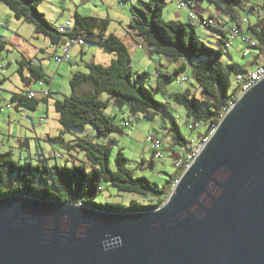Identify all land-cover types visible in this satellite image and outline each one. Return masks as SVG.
Segmentation results:
<instances>
[{
  "label": "trees",
  "instance_id": "obj_1",
  "mask_svg": "<svg viewBox=\"0 0 264 264\" xmlns=\"http://www.w3.org/2000/svg\"><path fill=\"white\" fill-rule=\"evenodd\" d=\"M41 1L0 0V4H5L16 19L32 23L34 32L47 36L53 46L59 45L65 37L78 35L85 41L99 45L103 51L113 53L114 57L108 64L86 62L87 71L71 74L72 93L63 99L55 98L53 102L60 133L56 136L46 135L44 140L50 143L59 142L67 148H78L82 151L84 160L80 163L66 160L64 165H58L49 164L47 157L39 151L35 157L29 155L24 157V160L14 159L11 150L0 152V197L27 195L43 200L80 203L112 212L149 210L160 206L169 195L171 184L183 169L170 175L160 189L147 177L133 175L131 169L126 166L127 159L121 149L114 155L111 166L109 143H99L86 137H77L71 143L65 141L62 135L71 128H83L86 124L91 125L100 136L108 137L117 132L119 125L104 113L109 104H112L118 108L125 107L133 116L142 115L147 119L160 117L164 123L167 122V132L170 135L168 150L171 151L175 146H185L187 139L180 133L176 121L167 118L164 112L165 104L155 97V91L164 86L165 79H172L173 73L157 71L155 88L148 87L145 72L133 75L130 69V53L123 40L114 33L107 32L108 19L84 16L76 12L74 27L67 32L59 31L39 12ZM181 1L192 7L202 0ZM207 1L218 12L235 19L241 29L236 7L242 0ZM165 5L166 0H147L142 1L140 6H131L133 17L130 28L133 32L141 34L148 53L162 54L174 61L182 60L174 69V73L184 69L187 62L193 65L192 73L201 90V97L192 95L187 89L170 93V96L184 108L186 117L191 121L206 125L216 124L229 103L239 95L237 85L234 83L232 86L231 83V76L237 70L222 61V45L227 40V33L220 26L209 27L219 35L217 47H212L198 36L193 21L163 20L162 11ZM260 8L264 10V1ZM241 19L243 21V16ZM245 22L247 34L264 45V15H258L254 22L250 23L248 19ZM5 44L0 37V51ZM15 72L25 87L11 93L10 102L7 103L10 104L9 108L15 104L16 107L35 110L40 101L47 102L51 95L50 90L46 95L38 97V91L30 88L33 83L39 85V81L43 82V86L39 85L40 89L45 87L44 83H50V77L42 65L21 55L16 60ZM30 91H34L35 95L29 97ZM101 93L106 94L105 99L100 98ZM203 131L208 132L207 129ZM18 146L29 148V139L24 137L18 140ZM103 183L111 184L118 191L150 195L155 198L154 202L144 204L131 200L127 205L118 202L98 203L95 197L103 189Z\"/></svg>",
  "mask_w": 264,
  "mask_h": 264
},
{
  "label": "water",
  "instance_id": "obj_2",
  "mask_svg": "<svg viewBox=\"0 0 264 264\" xmlns=\"http://www.w3.org/2000/svg\"><path fill=\"white\" fill-rule=\"evenodd\" d=\"M0 264H264V78L154 209L0 197Z\"/></svg>",
  "mask_w": 264,
  "mask_h": 264
},
{
  "label": "rangeland",
  "instance_id": "obj_3",
  "mask_svg": "<svg viewBox=\"0 0 264 264\" xmlns=\"http://www.w3.org/2000/svg\"><path fill=\"white\" fill-rule=\"evenodd\" d=\"M142 1L147 0H42L38 6L40 13L50 21L59 31H67L66 20L75 22V13L84 16H97L108 19L107 32L114 33L120 37L127 46L130 53V69L134 76L145 72L146 85L155 88L157 71L156 67L161 65L162 72L173 73L172 79H165L164 86L155 91L157 100L165 104L164 112L167 118L174 119L178 125L180 133L186 138H197L198 134L206 130V124H200L194 129H189L191 120L186 117L184 108L173 101L170 93L189 90L192 95L201 97V90L198 87L192 73L193 65L186 63L184 69L179 73H174V69L182 60L174 61L162 54L149 55L146 47H138L143 44L141 35L133 32L130 28V21L133 17L131 6H140ZM181 0H166V5L162 11L163 20H170V13L178 12L177 4ZM264 0H242L236 7L238 10V20L243 31H246V24L242 21V16L248 21L254 22L258 15H264V10L260 5ZM202 8L206 9L202 16H212L213 21L222 23L221 27L226 31L232 27H238L237 22L228 14L218 12L207 0L201 1ZM187 6H183L182 11H188ZM190 11V10H189ZM189 18L185 17L187 21ZM195 29L198 36L205 43L212 47H217L218 34L213 29L206 27L194 20ZM0 37L6 42L0 51V67L4 68V73L0 72V140L5 139V144L0 141V152L11 150L14 159L24 160V157H35L36 153L44 154L49 164L57 163L64 165L66 160L69 162L80 163L84 160L82 151L78 148H67L59 142H46V135L56 136L60 133V124L57 120V113L52 107V100L49 105L45 101H40L35 110L24 107H6L10 102V95L16 89L24 88L25 85L15 72L16 60L21 55L32 58V60L45 69L50 77V82L54 80L52 86L55 90L52 97L63 99L72 93L70 87L71 74L77 71H87L86 62L98 59L103 49L95 44L85 41L83 46L74 47L70 51L69 60L58 63L52 56L60 49L54 47L47 36L36 34L34 25L16 19L9 8L0 4ZM222 61L226 65H232L235 70L251 69L254 58V51L250 55H243L245 43L240 38L230 41L229 47L224 44ZM83 53H81L80 51ZM107 53V52H105ZM108 54V53H107ZM16 59V60H15ZM197 61V60H196ZM167 63V64H166ZM60 64V65H59ZM72 69V70H71ZM183 76L187 80L177 82ZM53 78V79H52ZM161 79H163L161 77ZM232 86L234 84V73L231 76ZM50 84V83H49ZM44 86L47 88V85ZM31 89L41 91L38 83H33ZM39 96V95H38ZM101 99L106 98L105 93L100 94ZM111 116L119 125L117 132L111 133L108 137L100 136L95 133L91 125L86 124L83 128H71L70 131L63 133V138L67 142H73L77 137H86L99 143H109L111 145L110 164L113 166V158L116 152L121 149L127 162L126 166L131 169L134 176L147 177L157 188H162L170 175L176 173L172 156L168 150L169 137L165 133L167 122L164 123L160 117L147 119L142 115H136L135 119L128 123L130 116L125 107L118 108L112 104L106 108L105 112ZM156 136L162 139V157L153 158L152 151L148 146L146 138ZM24 137L29 139V148L18 146V140ZM9 144L7 146L6 144ZM2 145V146H1ZM39 151V152H38ZM102 190L95 197L98 203L118 202L128 204L131 200L139 203H153L155 198L150 195L145 196L134 192L118 191L109 183L102 184ZM151 201V202H150Z\"/></svg>",
  "mask_w": 264,
  "mask_h": 264
},
{
  "label": "built area",
  "instance_id": "obj_4",
  "mask_svg": "<svg viewBox=\"0 0 264 264\" xmlns=\"http://www.w3.org/2000/svg\"><path fill=\"white\" fill-rule=\"evenodd\" d=\"M196 4H194L192 7H189L185 2L180 1L177 4V8H180L182 6H187L190 8L188 18L191 21H198L202 25L206 27H221V23H216L213 21L212 17L209 15L207 17L202 16V14L198 13L195 9ZM247 18L243 17V22H245ZM66 26L69 27V30L74 27L75 23L72 22L70 19L66 20L65 22ZM65 31V32H67ZM235 38H240L242 42L245 43V47L243 48V55L247 56L250 55L252 51H254V58L252 62L254 63V66L251 69H244L243 71H237L234 74V83L238 87L239 95L246 90H248L251 86H253L256 82L264 78V45L260 44L254 37L251 35L245 33L242 29L238 27H232L227 31V40L225 42V46L229 47L230 41ZM85 43V40L81 36H73V37H65L62 39V41L57 45L60 49L59 52H54L52 54L53 58L58 62H62L64 60H69L70 57V51L73 47L77 46H83ZM5 69L0 67V72L4 73ZM187 80V76H183L181 79H179L177 82L185 81ZM39 85L43 86V82L39 81ZM47 88H43V90L40 92L43 95H46L48 90H45ZM35 92L30 91L28 92V96H34ZM238 95V96H239ZM234 102L231 101L229 104L231 105ZM7 107H10V104L6 105ZM228 106L226 107V109ZM225 109V110H226ZM225 112V111H224ZM223 115V114H222ZM136 117L133 115H130L127 119V122H132ZM218 123V122H217ZM216 124L208 123L207 126V133H204V131H201L197 138H190L187 139V142L185 146L183 147H173L170 151V154L173 159L174 166L177 170L183 169V171L193 162V160L196 158V156L201 152L204 145L208 142L211 135L214 133L217 127ZM201 123L193 122L188 125L189 129H194L195 127L199 126ZM146 141L148 142V146L152 151L153 158H161L162 157V139L154 136H149L146 138ZM176 170V171H177ZM182 171V172H183ZM181 175V174H180ZM179 175V176H180ZM179 176L174 180V182L171 184V189L175 186V184L178 182ZM171 191V190H170ZM80 204V203H78Z\"/></svg>",
  "mask_w": 264,
  "mask_h": 264
},
{
  "label": "crops",
  "instance_id": "obj_5",
  "mask_svg": "<svg viewBox=\"0 0 264 264\" xmlns=\"http://www.w3.org/2000/svg\"><path fill=\"white\" fill-rule=\"evenodd\" d=\"M180 2V1H179ZM202 6V4H201V1L200 2H198V4H196L195 6V9H196V11L198 12V13H200V14H202L203 12H204V10H206V9H204V8H202L201 6ZM183 7V6H182ZM182 7H180V8H178L179 10H178V12H172V13H170V20H181V21H185L184 20V18L185 17H187L188 18V14H189V10L190 9H188V11H182V10H180V9H182ZM185 7V6H184ZM247 22H245V24H246ZM222 24V23H221ZM139 35H141V34H139ZM54 47H56V48H59L58 46H54ZM75 47H77V46H75ZM138 47H143V48H145V46H144V44H140V45H138ZM74 48V47H73ZM82 51H84V50H81L80 52L81 53H83ZM108 53V54H107ZM107 53H101V56H99L98 57V59H94V60H92L93 62H96V63H102V64H108L110 61H111V59L114 57V55H113V53H109V52H107ZM149 55H151L150 53H149ZM16 60V59H15ZM167 64V63H166ZM251 64H253L254 65V63L252 62ZM60 65V64H59ZM161 66H162V64L161 65H158L157 67H156V71H162V69H161ZM44 69V68H43ZM72 70V69H71ZM44 71H45V69H44ZM46 72V71H45ZM2 79H4V78H1L0 79V81L2 80ZM53 79V78H52ZM53 82H54V80L53 81H51L50 82V84H47V83H45V85H47V89H45V90H50V92H51V95H50V97H48L47 98V103H48V105H49V103H50V101L52 100V107H53V102H54V99H55V97H52L53 96V93H55V90L53 89V86H52V84H53ZM44 88V87H43ZM43 88H41L42 90H43ZM46 88V87H45ZM18 89H16L15 91H17ZM41 90V91H42ZM37 95H39L38 97H41L42 96V94L38 91L37 92ZM41 95V96H40ZM54 108V107H53ZM55 111V110H54ZM57 118H58V115H57ZM165 133H168L167 132V129H165ZM169 140H170V137H169ZM1 142H2V145L3 144H5V139L4 138H2L1 140H0ZM1 145V146H2ZM7 146H9L10 147V145L7 143L6 144ZM169 145H170V142H169ZM168 145V146H169ZM1 148V147H0ZM2 150V149H1ZM0 150V151H1Z\"/></svg>",
  "mask_w": 264,
  "mask_h": 264
}]
</instances>
